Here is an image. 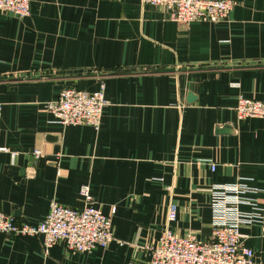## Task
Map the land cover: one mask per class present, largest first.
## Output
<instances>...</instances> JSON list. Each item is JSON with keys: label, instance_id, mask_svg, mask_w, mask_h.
<instances>
[{"label": "crops", "instance_id": "1", "mask_svg": "<svg viewBox=\"0 0 264 264\" xmlns=\"http://www.w3.org/2000/svg\"><path fill=\"white\" fill-rule=\"evenodd\" d=\"M232 1L226 18L206 23L173 22L141 0H30L24 18L0 11V211L37 225L53 202L82 209L89 186L113 236L74 253L0 234V264H149L171 204L173 234L205 242L213 187L238 183L255 191L240 205V231L253 264H264V118L236 113L240 97L264 102V0ZM102 81L98 131L47 111L62 90Z\"/></svg>", "mask_w": 264, "mask_h": 264}, {"label": "built area", "instance_id": "2", "mask_svg": "<svg viewBox=\"0 0 264 264\" xmlns=\"http://www.w3.org/2000/svg\"><path fill=\"white\" fill-rule=\"evenodd\" d=\"M141 1L145 5L166 8L169 19L178 23L221 21L235 5L232 0ZM0 11L28 17L31 12L30 0H0ZM105 89L103 81L92 92L64 89L55 101L46 104V109L63 126L87 125L98 131L103 111L108 105ZM1 111L2 104L0 114ZM236 113L239 119L264 118V102L240 97ZM33 156L39 158L41 151H33ZM251 193L255 191L240 183L213 187L212 234L205 242L197 241L193 235L178 237L173 234L170 225L176 220L177 208L171 204L167 227L158 245L149 248V264H253L254 253L244 245V236L240 231L241 226L248 223L242 216L240 205L248 202L246 195ZM80 195L83 199L82 209L68 208L53 202L44 221L37 225L18 224L11 216L0 211V234L15 237L41 236L45 251L58 243H63L74 253L105 249L113 241L111 219L96 207L89 186H83Z\"/></svg>", "mask_w": 264, "mask_h": 264}]
</instances>
